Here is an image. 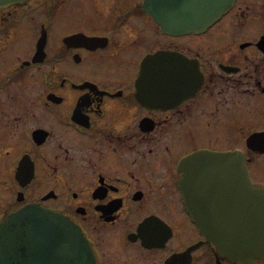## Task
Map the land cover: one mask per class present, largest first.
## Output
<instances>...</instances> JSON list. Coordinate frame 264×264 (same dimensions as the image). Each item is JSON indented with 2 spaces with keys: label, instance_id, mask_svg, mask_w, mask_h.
<instances>
[{
  "label": "flooded vegetation",
  "instance_id": "obj_1",
  "mask_svg": "<svg viewBox=\"0 0 264 264\" xmlns=\"http://www.w3.org/2000/svg\"><path fill=\"white\" fill-rule=\"evenodd\" d=\"M144 1L0 0V221L32 202L64 214L93 264H242L197 224L218 194L186 200L178 183L200 167L181 169L187 156L239 148L254 185L264 154L246 139L264 131V0H235L210 28L179 35ZM219 132L236 147L220 150ZM203 171L217 188L219 167Z\"/></svg>",
  "mask_w": 264,
  "mask_h": 264
},
{
  "label": "water",
  "instance_id": "obj_2",
  "mask_svg": "<svg viewBox=\"0 0 264 264\" xmlns=\"http://www.w3.org/2000/svg\"><path fill=\"white\" fill-rule=\"evenodd\" d=\"M233 1L146 0L145 6L151 13L152 6L156 8L154 13L163 31L180 34L207 28ZM191 69L192 87L196 91L201 84L200 76L194 67ZM247 146L263 153L264 132L250 135ZM214 155L219 163V212L210 207L204 209L198 224H205L201 228L224 257L252 264L255 258L264 259V188L251 185L241 151ZM189 181L194 183L197 178L188 174L180 183L187 194L192 188L197 189L192 184L189 188ZM197 190L202 194L193 195L195 198L209 194L205 187ZM201 199L203 204L204 198ZM0 264H93V261L84 237L67 217L31 203L0 222Z\"/></svg>",
  "mask_w": 264,
  "mask_h": 264
},
{
  "label": "rangeland",
  "instance_id": "obj_3",
  "mask_svg": "<svg viewBox=\"0 0 264 264\" xmlns=\"http://www.w3.org/2000/svg\"><path fill=\"white\" fill-rule=\"evenodd\" d=\"M88 18H90V16H87L85 19H88ZM230 135H231L230 133H226V132L220 133L219 132V149L220 150L232 149L233 147H236V146L229 145V143L227 142V138L230 139L229 138ZM235 137L241 143L244 138V134L243 132L238 133L237 131V133H235ZM225 147H228V148H225ZM250 172H251V178L253 180L254 185L264 186V183L260 182L264 180V156H260L259 159L255 160V163L252 165Z\"/></svg>",
  "mask_w": 264,
  "mask_h": 264
}]
</instances>
